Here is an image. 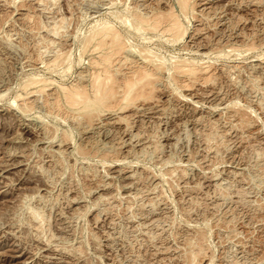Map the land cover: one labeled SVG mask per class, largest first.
<instances>
[{
  "label": "rangeland",
  "instance_id": "1",
  "mask_svg": "<svg viewBox=\"0 0 264 264\" xmlns=\"http://www.w3.org/2000/svg\"><path fill=\"white\" fill-rule=\"evenodd\" d=\"M180 1L0 0V264H264V0ZM171 8L178 41L122 22ZM104 24L165 82L91 124L25 93L86 84ZM170 58L205 70L178 88Z\"/></svg>",
  "mask_w": 264,
  "mask_h": 264
},
{
  "label": "bare ground",
  "instance_id": "2",
  "mask_svg": "<svg viewBox=\"0 0 264 264\" xmlns=\"http://www.w3.org/2000/svg\"><path fill=\"white\" fill-rule=\"evenodd\" d=\"M178 8L180 9V11L179 10L178 11L179 13L182 14V16L183 15L187 16L190 13L189 12L190 9L192 8L191 1L181 0ZM166 15H167V18H165ZM166 15L160 12H155L152 14V16H147V15H142L138 13L137 11H134L131 14L132 19L128 18L129 20L128 21L126 20L127 22L125 20H123L122 22H123V25H125L126 27L129 26L130 28H132V30L134 29L135 31H159L162 34L163 33L167 34L169 36L168 39L172 41H175V40L178 41L180 38L184 37V35L186 34L185 32L186 29L184 26H182L183 24L180 23L178 13L175 9H172V8L169 9V12ZM186 16H184V18ZM183 27L185 30L183 29ZM126 36L127 35H125V32L123 30L115 27L112 24H104L102 25V27H98L96 28V30L92 32L90 36H88L86 40V44L84 45L86 46V48L93 46L94 48L93 47L92 48L93 50L97 51L98 57L92 58L91 59L92 61L90 60L91 61L90 71L88 74L85 73L87 74L85 76L87 79V80L85 79L87 81L86 84L76 83V84H72L68 86H65V85L58 86L57 90H55L56 91L55 94L56 93H59V94L57 95L54 94L57 97V98L55 97L56 98L55 99V98H52L53 97L52 95L49 96V94L44 93L45 88L49 86L48 85L49 82L44 78L34 77L35 79L31 78V80H28V82L24 84L25 93L30 87L32 88L34 86L33 91L35 93H38V95H40L39 99H41L43 102L41 100L40 101L43 103L44 106H46V108L50 109L52 113L54 112L52 110H55V111L60 110L59 108H61V106L59 102L61 100L59 99V97H60V94H62L64 96V99H66V101L64 102H66L67 106L78 111V113L80 112L85 115H88L89 122L94 118L92 116L93 114H97L101 112L103 113L104 111L105 112L116 111V110L120 111L119 109L128 110L129 107L134 105L132 102L134 100L133 98H135V96L139 92L137 91V88L141 89L140 86H142L141 85L142 82L144 84L147 82L145 80H147L148 78L149 79L151 78L150 81L151 80L152 82L155 81L153 82V85L155 88L156 86L158 87L159 85H162V83L165 82V81L162 82L163 76L161 72L165 71L164 68L166 66V61L164 58H160L159 56L155 57V55H153L154 53H151L153 51L151 52L148 51L150 49L148 48H147L148 50L142 49V47H141L142 50L140 49V51L138 52L140 54L141 60L135 59V58L133 59L129 58L126 53L128 51H132L131 49L132 47L129 48V45L126 40L128 37ZM170 60H172V62L169 65L170 66L169 70L171 71L170 73H172L171 75H173L172 80L175 82L174 84H176L178 88L180 87L185 88V84H184L185 82L183 80V77L185 78L188 75L190 76L191 74L193 75L196 72L205 70L201 68L203 64L201 66L197 65L199 62L197 64L196 63L194 64V62H191V60L187 61L186 59H181V58H176V59L174 58V60L170 58ZM149 79H148V82L150 83ZM152 82L150 83L151 85H152ZM51 84L52 83H50V86ZM146 85L150 86L148 83H146ZM146 85H143V86L147 87ZM145 87L143 90L147 89ZM141 90L138 93L139 97L136 96L138 99H140V97H142L141 95H143L141 93ZM46 95L47 97L52 96L51 98L53 100L51 101L48 100ZM21 97L22 96L19 97L20 98L19 102L21 103L20 105L25 111V109H28L29 107H31L30 104L32 103V101L31 102L29 101L30 102L29 103L27 102V100H24V98L22 99ZM27 99L29 100V98ZM66 111L68 110L66 109ZM238 112L239 111L235 112V114ZM241 123H245V122H241ZM224 133H226V131ZM214 136H217V135H214Z\"/></svg>",
  "mask_w": 264,
  "mask_h": 264
}]
</instances>
